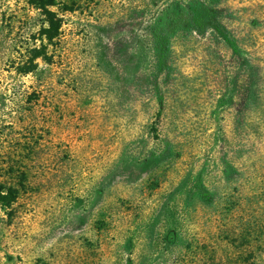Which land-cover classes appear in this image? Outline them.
Returning a JSON list of instances; mask_svg holds the SVG:
<instances>
[{
    "label": "rangeland",
    "instance_id": "obj_1",
    "mask_svg": "<svg viewBox=\"0 0 264 264\" xmlns=\"http://www.w3.org/2000/svg\"><path fill=\"white\" fill-rule=\"evenodd\" d=\"M0 168V264H264V0H0Z\"/></svg>",
    "mask_w": 264,
    "mask_h": 264
},
{
    "label": "trees",
    "instance_id": "obj_2",
    "mask_svg": "<svg viewBox=\"0 0 264 264\" xmlns=\"http://www.w3.org/2000/svg\"><path fill=\"white\" fill-rule=\"evenodd\" d=\"M185 12H187L188 19L187 22L190 25V31L199 32L201 34L206 33L207 31L213 32L216 35L218 40L223 41L232 51L233 53L243 60L244 68L247 69L249 73V81L250 87L249 92L253 91L254 86L256 85V79L258 75L257 68L255 67L252 60L247 59L246 50L241 45L240 40L237 36L221 21V16L219 15L218 10L213 7L211 4L206 3H191L188 4L185 8H183ZM177 13L173 15L175 18ZM51 26L54 27V23L52 20H49ZM168 27H163L160 23L155 25L153 40L156 48L155 57L157 66L161 70L167 69V65L171 58V39L173 34L169 32ZM60 35L59 29H57L56 34L54 36H50L49 39L52 41L55 37ZM227 103L233 101V97L231 100H226ZM166 149L164 152L157 158L160 159V163L173 162L177 158L178 154L174 151V145L172 142H167ZM177 151V150H176ZM4 176V168H0V179ZM195 192L194 195L205 205H213L215 201V193L209 189V187L204 182L202 177H198L194 182ZM5 187L3 183L0 182V205L3 208H11L14 203L17 202L18 196L13 194H7L4 191ZM8 191V190H7ZM175 214H173L170 218L171 222L175 220ZM176 233V231H175ZM177 236V234H176Z\"/></svg>",
    "mask_w": 264,
    "mask_h": 264
}]
</instances>
